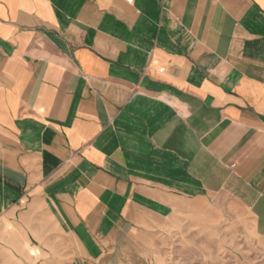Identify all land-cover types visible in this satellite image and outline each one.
Listing matches in <instances>:
<instances>
[{
  "label": "crops",
  "instance_id": "1",
  "mask_svg": "<svg viewBox=\"0 0 264 264\" xmlns=\"http://www.w3.org/2000/svg\"><path fill=\"white\" fill-rule=\"evenodd\" d=\"M218 196L264 217V0H0L6 255L153 264Z\"/></svg>",
  "mask_w": 264,
  "mask_h": 264
},
{
  "label": "rangeland",
  "instance_id": "2",
  "mask_svg": "<svg viewBox=\"0 0 264 264\" xmlns=\"http://www.w3.org/2000/svg\"><path fill=\"white\" fill-rule=\"evenodd\" d=\"M185 212L170 215L155 236L153 264H264V217L257 208L242 210L218 196L210 203L185 204ZM5 253L0 246V264H40L18 263Z\"/></svg>",
  "mask_w": 264,
  "mask_h": 264
}]
</instances>
